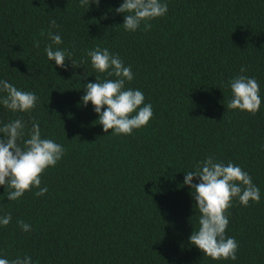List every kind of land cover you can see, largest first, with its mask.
<instances>
[{
  "label": "trees",
  "instance_id": "trees-1",
  "mask_svg": "<svg viewBox=\"0 0 264 264\" xmlns=\"http://www.w3.org/2000/svg\"><path fill=\"white\" fill-rule=\"evenodd\" d=\"M168 11L135 32L124 30L123 0H0V80L34 92L36 107L12 112L0 105V125L38 122L41 138L65 154L16 201L0 186V258L31 257L32 264H264V0H162ZM72 53L65 67L44 51ZM44 35H41V33ZM39 42V48L34 47ZM100 47L131 66L133 80L151 104L149 123L131 135L103 131L82 97L85 84L108 77L87 52ZM246 71L241 73V68ZM87 78L84 79L85 74ZM254 77L260 86L256 114L227 109L228 82ZM6 95L0 92V96ZM3 134L0 133V138ZM18 143L23 146L22 141ZM213 156L249 173L259 203L233 199L226 237L239 245L237 259L212 260L189 242L199 211L185 173ZM199 181L194 179L193 183ZM31 225L24 232L17 221Z\"/></svg>",
  "mask_w": 264,
  "mask_h": 264
},
{
  "label": "clouds",
  "instance_id": "clouds-1",
  "mask_svg": "<svg viewBox=\"0 0 264 264\" xmlns=\"http://www.w3.org/2000/svg\"><path fill=\"white\" fill-rule=\"evenodd\" d=\"M90 3L99 6L100 0H80L82 7H89ZM115 11L126 14L122 24L124 30L135 32L143 23V30L147 31L152 27L149 21L163 17L168 5L162 0H123ZM56 27V21L51 20L47 36L52 43L44 49L48 60L55 61L57 66L63 68L67 57L72 67H79L71 59L72 53L53 48V45L62 43L61 36L51 30ZM34 47L39 48V42H34ZM87 56L94 70L115 77L104 80L96 77V82L86 83L84 87L82 102L85 106L91 102L103 131L108 133L111 130L114 135H131L134 129L146 126L153 116L152 105L144 103L145 97L141 90L125 88L126 81L130 82L134 78L131 66H125L119 55L110 53L107 48L96 47L88 51ZM245 71L242 67L241 73ZM228 86L232 98L227 103V109H239L252 114L259 111L260 86L254 77L238 75L228 82ZM0 92L6 94L0 96V105L12 112H30L36 107L38 97L34 92L18 90L6 80H0ZM25 127L21 119L0 125V133L3 134L0 138V186L8 189L6 197L9 201L18 200L33 187L39 189L36 196L47 193V187H41V176L65 154L63 145L53 139L41 138L38 122L32 124L28 139H23ZM18 141H22L23 146ZM194 179L199 182L193 183ZM184 184L191 188L195 207L200 213L199 227L190 235V244L212 260L235 261L239 245L234 237L225 235L229 224L226 213L234 198L243 206H248L250 201L259 203V187L253 183L249 173L239 166L232 162L225 165L213 156L198 162L194 171L185 173ZM11 221V214L0 216L2 226H7ZM17 224L22 231H31V225L23 220H18ZM0 264L32 262L31 257L26 256L11 261L0 258Z\"/></svg>",
  "mask_w": 264,
  "mask_h": 264
}]
</instances>
